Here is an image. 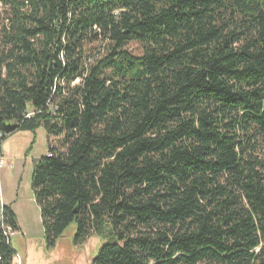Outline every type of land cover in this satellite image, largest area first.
<instances>
[{"label":"trees","instance_id":"1","mask_svg":"<svg viewBox=\"0 0 264 264\" xmlns=\"http://www.w3.org/2000/svg\"><path fill=\"white\" fill-rule=\"evenodd\" d=\"M8 123L56 142L50 244L76 223L92 264H264V0H0V151Z\"/></svg>","mask_w":264,"mask_h":264},{"label":"rangeland","instance_id":"2","mask_svg":"<svg viewBox=\"0 0 264 264\" xmlns=\"http://www.w3.org/2000/svg\"><path fill=\"white\" fill-rule=\"evenodd\" d=\"M5 14V12H4ZM128 49L141 53V47L131 42ZM49 135L42 127L36 132L16 131L2 144L6 161L0 170V222L3 207L11 206L18 217L19 230L11 235L16 252L15 264H92L105 239L92 235L83 242L76 241L77 225L73 223L59 238L50 244L43 225L41 208L32 187L35 159L46 156L50 150Z\"/></svg>","mask_w":264,"mask_h":264},{"label":"built area","instance_id":"3","mask_svg":"<svg viewBox=\"0 0 264 264\" xmlns=\"http://www.w3.org/2000/svg\"><path fill=\"white\" fill-rule=\"evenodd\" d=\"M31 115H32V113H29L27 115V117H30ZM49 153H50V151H49ZM5 163H6V161L4 159L2 151H0V170H1L2 167H4ZM3 228H4V231H5V234L8 237H11V235L14 233L13 229L10 226H8V225H3Z\"/></svg>","mask_w":264,"mask_h":264},{"label":"water","instance_id":"4","mask_svg":"<svg viewBox=\"0 0 264 264\" xmlns=\"http://www.w3.org/2000/svg\"><path fill=\"white\" fill-rule=\"evenodd\" d=\"M20 128L19 124H14V123H8L5 125V131L7 134H11L13 132L18 131Z\"/></svg>","mask_w":264,"mask_h":264},{"label":"crops","instance_id":"5","mask_svg":"<svg viewBox=\"0 0 264 264\" xmlns=\"http://www.w3.org/2000/svg\"><path fill=\"white\" fill-rule=\"evenodd\" d=\"M15 264V263H14Z\"/></svg>","mask_w":264,"mask_h":264}]
</instances>
